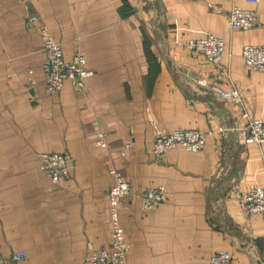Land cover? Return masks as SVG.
<instances>
[{
  "label": "crops",
  "instance_id": "1",
  "mask_svg": "<svg viewBox=\"0 0 264 264\" xmlns=\"http://www.w3.org/2000/svg\"><path fill=\"white\" fill-rule=\"evenodd\" d=\"M233 6L256 10L257 26L232 29ZM33 13L67 60L85 53L93 75L83 92L71 81L46 92ZM208 34L224 39L232 80L187 47ZM248 44H264V0H0V251L25 250L16 264H84L109 247L115 168L132 185L120 207L131 249L119 264H210L222 250L236 264H264V215L235 193L264 184V143L246 142L244 112L264 120V72L247 68ZM204 78L237 88L243 104L212 95ZM156 127L214 133L202 151L177 146L158 162ZM52 152L76 162L58 183L40 167ZM154 187L167 199L146 211L140 195Z\"/></svg>",
  "mask_w": 264,
  "mask_h": 264
},
{
  "label": "built area",
  "instance_id": "2",
  "mask_svg": "<svg viewBox=\"0 0 264 264\" xmlns=\"http://www.w3.org/2000/svg\"><path fill=\"white\" fill-rule=\"evenodd\" d=\"M30 5L32 0H21ZM259 2L260 0H250ZM229 23L235 30H250L259 22L258 12L252 9H243L233 6L228 11ZM43 39V49L47 58L44 63L46 76V92L50 95L62 90L66 82L71 81L77 92L86 89L87 80L93 75V71L87 66V57L83 51H77L71 60L65 58L64 49L52 35L47 23L43 18L33 13L29 18ZM187 47L201 55L208 62L220 66L224 76L232 80L230 70L223 64L225 54V41L219 36L208 34L204 38L192 39ZM242 57L249 70L264 72V44H248L244 46ZM33 71H31L32 73ZM200 84L207 88L212 95L226 100L243 104L241 92L233 87L225 88L219 84L210 82L207 78L201 79ZM247 119L245 130L247 132L246 142L264 143V120L253 117L248 111L244 112ZM226 131L222 128L221 132ZM214 132L202 133L195 129H177L166 133L160 127L155 128L156 139L153 153L156 161L166 160L170 150L177 146H183L190 151H202L206 145L209 135ZM97 145L107 149L109 142L107 134L103 131L97 134ZM130 146V144L128 145ZM75 158L69 152H52L41 154V170L50 176L56 183L70 177L75 168ZM111 174L114 183L109 190L111 240L109 247L95 248L87 254L84 264H119L125 261L131 249V243L127 236L125 227L120 216V207L123 199L132 193V185L121 170L113 168ZM239 205L251 215H264V184L256 185L248 190L235 188ZM142 206L146 211H153L166 201L167 194L163 187L149 188L140 195ZM28 258L25 250L13 252L5 256L0 251V264H16ZM210 264H236L234 256L230 251L222 250L214 253Z\"/></svg>",
  "mask_w": 264,
  "mask_h": 264
}]
</instances>
